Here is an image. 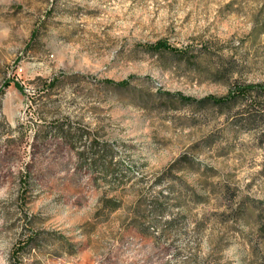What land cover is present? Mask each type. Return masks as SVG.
<instances>
[{"label": "rangeland", "instance_id": "obj_1", "mask_svg": "<svg viewBox=\"0 0 264 264\" xmlns=\"http://www.w3.org/2000/svg\"><path fill=\"white\" fill-rule=\"evenodd\" d=\"M260 87L264 0H0V264H264Z\"/></svg>", "mask_w": 264, "mask_h": 264}, {"label": "trees", "instance_id": "obj_2", "mask_svg": "<svg viewBox=\"0 0 264 264\" xmlns=\"http://www.w3.org/2000/svg\"><path fill=\"white\" fill-rule=\"evenodd\" d=\"M150 52L153 53H159L163 51H170V52H176V50L168 45H166L163 42H156L154 45L150 46L148 48ZM111 84V82H109ZM117 86H123L125 85L124 82L117 83ZM258 87L255 86H246V87H231L228 92V96L225 98L220 99H211L216 104H225L226 102H229L230 100H233L235 98L239 97H245L246 95L250 94L252 90H256ZM261 90L264 91L263 87H260Z\"/></svg>", "mask_w": 264, "mask_h": 264}]
</instances>
